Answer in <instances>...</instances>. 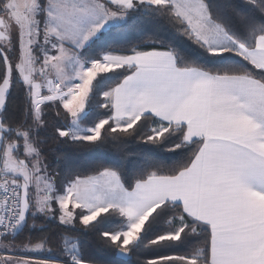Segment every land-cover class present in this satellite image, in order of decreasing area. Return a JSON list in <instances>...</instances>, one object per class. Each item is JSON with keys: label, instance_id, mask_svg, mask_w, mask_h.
Instances as JSON below:
<instances>
[{"label": "snow or ice", "instance_id": "obj_1", "mask_svg": "<svg viewBox=\"0 0 264 264\" xmlns=\"http://www.w3.org/2000/svg\"><path fill=\"white\" fill-rule=\"evenodd\" d=\"M113 29L139 39L105 41ZM48 139L155 148L58 186ZM37 222H78L123 264L141 248L158 253L145 264H264V0H0V264H95L64 237L14 243ZM61 240L62 259L33 255Z\"/></svg>", "mask_w": 264, "mask_h": 264}, {"label": "trees", "instance_id": "obj_2", "mask_svg": "<svg viewBox=\"0 0 264 264\" xmlns=\"http://www.w3.org/2000/svg\"><path fill=\"white\" fill-rule=\"evenodd\" d=\"M144 19V18H141ZM153 27V22L145 21L144 28L145 30H151ZM139 32L128 31V30H106V35L104 37L105 41H118L121 43L135 42L139 39ZM178 36L179 34H174ZM182 40V38H181ZM106 76H115V73L102 74ZM114 81H106V84L113 83ZM102 86L101 90H103ZM23 93L17 89L13 88L11 96L8 100V114L15 115L19 108L23 106ZM102 99V97L97 96V100ZM100 111H103L102 109ZM46 115L51 118L52 113H46ZM64 122L61 121V126ZM51 135V130L42 132L40 139L45 140L46 137ZM155 146L151 144H143L138 141H133L127 146L128 151L126 152H117L114 150L111 145H102L98 148L93 147H78L75 145H57L52 140L48 139L47 146L45 151L48 156L49 171L57 177V183L59 186L60 181L66 178L71 173L75 172L78 169H86L92 165L112 162L115 160L119 165L126 167L129 170L134 168V163L138 156L145 152L147 149H153ZM152 158L161 162L162 165L171 167L175 163V157L172 153L168 152L164 148H156L155 152L152 153ZM165 171L168 170L166 167ZM59 181V182H58ZM32 221L29 219V226H31ZM56 222H50L47 224L46 231L41 232L39 229L43 226L40 222L36 224V230L29 231V228L26 227L22 233H20L14 243L22 244L31 240L33 243L39 242L41 237L48 236L56 239L57 237H64L71 242L78 241L79 250L84 256L85 260H94L95 264H123L125 260L117 258L116 253L118 249L114 247H109L101 241L105 237L97 236L95 232H83L79 229L83 226H80L77 222L78 230L75 232L62 233L60 229L55 226ZM109 227V226H105ZM110 227H118V225H112ZM9 243L8 240L2 241ZM200 244H203V240L200 241ZM63 241H60V247H51L45 246V249L39 256L52 258L55 260L62 259L60 248H63ZM167 254H184L182 248L175 249H163L161 250ZM158 253L152 252L147 249H139L136 253H133L130 258V264H145V261L141 258L144 256H153Z\"/></svg>", "mask_w": 264, "mask_h": 264}, {"label": "rangeland", "instance_id": "obj_3", "mask_svg": "<svg viewBox=\"0 0 264 264\" xmlns=\"http://www.w3.org/2000/svg\"><path fill=\"white\" fill-rule=\"evenodd\" d=\"M59 182V181H58ZM35 194V190L33 189V195ZM0 243H3V244H7V243H5V242H0ZM7 253H8V249L7 248H3V247H0V256H4V255H7ZM40 253H42V252H40ZM40 253H35V254H33V255H40ZM47 258V257H46ZM48 259H52V258H48ZM52 260H55V259H52Z\"/></svg>", "mask_w": 264, "mask_h": 264}, {"label": "water", "instance_id": "obj_4", "mask_svg": "<svg viewBox=\"0 0 264 264\" xmlns=\"http://www.w3.org/2000/svg\"><path fill=\"white\" fill-rule=\"evenodd\" d=\"M22 232H23V231H21L20 233H22ZM20 233H19V234H20ZM19 234H18V235H19ZM18 235H17V236H18ZM117 252H118V251H117ZM116 256H117V255H116ZM117 258H119V259H121V260H125V261L127 260V258L124 257V256H117Z\"/></svg>", "mask_w": 264, "mask_h": 264}]
</instances>
